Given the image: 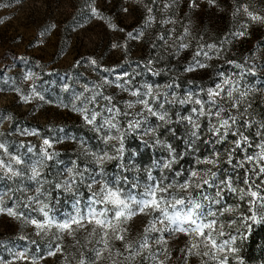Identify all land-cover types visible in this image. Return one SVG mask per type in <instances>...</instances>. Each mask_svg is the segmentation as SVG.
<instances>
[{
	"label": "rangeland",
	"instance_id": "374dc122",
	"mask_svg": "<svg viewBox=\"0 0 264 264\" xmlns=\"http://www.w3.org/2000/svg\"><path fill=\"white\" fill-rule=\"evenodd\" d=\"M253 16L264 18V0H0V264H217L188 255L189 237L159 212L128 220L124 240L110 232L107 249L87 221L56 226L100 211L104 185L139 200L155 184L217 212L218 242L236 249L220 254L228 264H264V206L250 211L240 195L245 179L264 195V174L246 160L264 143V20ZM218 84L233 95L212 105ZM229 116L235 124L216 135ZM241 134L248 145L237 148ZM153 225L164 230L145 232ZM253 234L261 247L247 257Z\"/></svg>",
	"mask_w": 264,
	"mask_h": 264
},
{
	"label": "snow or ice",
	"instance_id": "6c2138e0",
	"mask_svg": "<svg viewBox=\"0 0 264 264\" xmlns=\"http://www.w3.org/2000/svg\"><path fill=\"white\" fill-rule=\"evenodd\" d=\"M252 18L254 20H264V18L257 16H253ZM228 83H230L228 80L224 81L225 85ZM222 93L224 94V96L229 98L233 95L232 90L225 91V88L219 84L216 86V89H209L208 96L211 98L210 103L212 105H216L217 101L215 98L219 97L223 99V97L221 96ZM147 94L151 95V89H149V92ZM133 95H138V93L134 92ZM139 103L144 104L148 108V111L152 112L148 100H141L139 101ZM195 103L201 105L200 114L204 115V102L196 100ZM232 107L238 108V103H233ZM108 111L112 112L113 110L109 108ZM193 111L196 110L193 109ZM220 111H222V109L217 107L216 112L211 114L219 117ZM85 119H88V117L86 116ZM95 119L96 114L93 113L91 119H88V122L92 123L93 121H95ZM160 119L163 120L165 119V117L161 115ZM189 120H191L190 117ZM229 121H231L232 124H235L236 118L234 116H229L227 119H223L220 122L219 127L213 126L214 133L216 135H227V130L230 127ZM104 122L110 124L112 127H115V125L111 124L110 120H105ZM221 129H224V131L221 132ZM45 143L47 144L48 141L46 140ZM242 144L248 145V138L241 134L240 140L236 142V147L242 148ZM0 147H3V145H0ZM259 147L261 151L257 153V155H249L246 157L248 163H252L255 165V168L252 169V171H254L257 175L264 174V143L259 145ZM205 162L210 164L215 163L214 160H207ZM229 163H231V159H229ZM190 176L192 178L203 179L202 177H199V174L196 171H192L190 173ZM213 176H215V173H213ZM208 183V180L203 179V184ZM222 183H227L230 191H237V189L231 187V178H229L227 181H223ZM244 183L248 185L249 190L247 192H244V190L241 189L240 195L241 198H243L245 195L251 198L249 200V210L251 211L255 206H257V204L264 206V195H261L258 190L253 191V185L248 179H245ZM192 185V180H186L183 184L180 185V187L186 191L189 187H192ZM196 187L202 188L203 185L196 184ZM100 191V198L94 201L95 204L103 205L100 211H97L95 207H91L86 216H80L79 214H77V216L56 226L62 230H74L73 225H76L77 227H84V222L87 221L88 224H93L95 226L93 228V232H95L97 228L102 230V240L105 244V248L107 249L108 241L106 238L110 232L115 237V239L124 240L123 232H125L126 229L122 228L123 224L127 223L128 220L132 219L137 214L146 215L149 214V211L159 212V223L164 225L168 231L173 234L177 232L183 233L185 236L189 237L188 247L186 249L188 255L208 257L211 260L217 261V264H228L227 255L221 257L220 254L224 253L226 248L231 252L236 251L235 248H231L229 246V240L218 242V238L224 236L225 233L223 231V225L218 226L216 219L217 212L211 210L210 208L206 210L204 205H202L199 201L192 199L191 197H189L187 200H185L184 198L177 199L174 197L171 199H166L164 194L168 192V188H162L159 184L150 186L148 191L144 193L143 198L139 200H137L130 194L122 193L119 188H112L108 187L107 185L102 186ZM219 195L220 193L218 191L217 196ZM207 199L208 198L205 197V200ZM209 203H220V201L213 200ZM169 209H171V214L169 213ZM231 210L232 209L229 208L224 209V211ZM0 211H2V209H0ZM7 211L8 215H15V213L11 209ZM41 211H43V209H41ZM220 214L222 215L223 212H221ZM44 215L47 216V213H44ZM251 218L254 220L255 215H253ZM32 223L37 224L35 220H33ZM37 226L43 228L45 225L37 224ZM150 230L161 232L164 229H157L153 225L151 229L146 228L145 232H148ZM231 239L234 240L235 238L232 237ZM157 243H166V241H164L161 237L158 238ZM148 247L149 245L147 240H144L143 243L140 244V248L142 249H147ZM126 248L128 250H131V245H126ZM49 254L54 255L55 253ZM100 256H102V253L97 252V257ZM159 264H164V261L161 260Z\"/></svg>",
	"mask_w": 264,
	"mask_h": 264
},
{
	"label": "trees",
	"instance_id": "16d2710c",
	"mask_svg": "<svg viewBox=\"0 0 264 264\" xmlns=\"http://www.w3.org/2000/svg\"><path fill=\"white\" fill-rule=\"evenodd\" d=\"M181 139H180V137H179V129H178V127L176 126V128H175V131H174V141H173V144H174V147H175V151L176 152H180V149H181ZM149 156L150 155V153L149 152H146V153H144V152H141L140 153V157L141 156ZM257 239H258V237H257V235L256 234H253V235H251L250 236V238H249V242L247 243V245L245 246V252H244V254L247 256V257H252L254 254H255V252H257V251H259L260 249V247L261 246H257L256 245V242H257Z\"/></svg>",
	"mask_w": 264,
	"mask_h": 264
}]
</instances>
